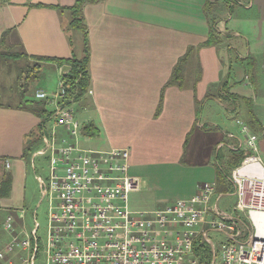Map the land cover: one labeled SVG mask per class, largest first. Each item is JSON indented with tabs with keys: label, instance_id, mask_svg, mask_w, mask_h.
<instances>
[{
	"label": "crops",
	"instance_id": "0c3cea01",
	"mask_svg": "<svg viewBox=\"0 0 264 264\" xmlns=\"http://www.w3.org/2000/svg\"><path fill=\"white\" fill-rule=\"evenodd\" d=\"M75 2L0 0V49L17 45L20 51H9L11 58L35 61V68L40 67L39 63L54 67L48 74L52 84L46 90L38 88L30 99L13 106L0 105V182L6 177L5 171L17 167L0 206L18 188L14 180H18L19 170L26 168L27 159L33 165L36 158L43 157L49 164L48 154L39 152L45 150L42 138L51 137L53 131L58 145L66 139L80 151L126 149L129 175L139 179L138 184L143 186L149 182L158 189L164 188L168 196L152 202L133 199L129 205L132 212L158 211L176 201L193 198L204 183L216 184L218 169L227 167L232 146L241 143L239 150H245V140L239 135L241 126L246 125L258 134L264 125V0L85 3L82 14L87 27L90 82L87 93L78 99L87 103L81 106L85 112L79 121L82 128L73 136L61 127L55 128L48 116L43 118L40 111L34 113L31 108L40 101L35 99L36 91L47 95L56 91L61 66L65 65L39 58L68 60L72 55L81 56V35L68 30L70 15L61 10ZM211 26L219 43L202 47ZM191 46L196 50L186 66L184 88L165 87L174 65ZM198 67L200 75L194 82ZM199 102H203L201 111ZM44 103L51 112L52 107ZM209 103L213 105L212 111L223 108L234 120L228 129H221L223 135L205 136L201 132L207 125H217L210 119L211 113L206 112ZM42 122L40 140L26 150ZM87 124L95 128L93 136L84 133ZM192 138L195 141L189 148ZM258 146L260 156L264 153L262 139ZM221 150V160L217 156L214 160L213 152ZM186 152H193L191 158L199 152L204 157L186 163ZM204 152L209 154L205 156ZM227 192L216 191L212 204L218 207L220 197ZM233 210L220 211L234 215ZM10 214L15 219L14 233H27L22 222L24 210Z\"/></svg>",
	"mask_w": 264,
	"mask_h": 264
},
{
	"label": "built area",
	"instance_id": "2783aa9c",
	"mask_svg": "<svg viewBox=\"0 0 264 264\" xmlns=\"http://www.w3.org/2000/svg\"><path fill=\"white\" fill-rule=\"evenodd\" d=\"M34 96L52 107L48 118L55 128L73 136L80 132L81 124L68 109L72 100L66 96L64 77L52 95L36 91ZM239 133L247 156L229 176L234 215L212 204L215 183H204L193 198L161 210L132 212L128 194L138 190V180L128 174L126 149L80 151L66 139L58 145L54 131L44 136L45 150L39 154H48L50 165L48 184L41 186L49 199L46 264H264V166L258 146L259 139L264 141V125L258 134L246 125ZM240 148L241 143L231 149ZM14 222L13 215L6 216L4 229L12 241L5 251H27L20 264H34L36 229L30 231L31 239L23 232L25 238L18 240ZM212 232L225 238L218 254ZM203 248L208 258L200 253ZM5 259L0 252V260Z\"/></svg>",
	"mask_w": 264,
	"mask_h": 264
},
{
	"label": "rangeland",
	"instance_id": "374dc122",
	"mask_svg": "<svg viewBox=\"0 0 264 264\" xmlns=\"http://www.w3.org/2000/svg\"><path fill=\"white\" fill-rule=\"evenodd\" d=\"M230 1V0H228ZM230 9V6L227 8ZM12 49L5 48L0 49V54H5V56L0 55V104L6 106H13L23 101L25 99L31 98V93L36 89L42 88L47 89L48 85L52 82L48 78L49 72L54 70L45 63H39V68H35V61H28L27 59H13L9 56L10 52H19L20 49L17 45L11 46ZM7 55V56H6ZM68 66V65H65ZM62 67V66H61ZM201 99V98H200ZM79 101V102H78ZM44 101H38L36 104L43 105ZM78 102V103H77ZM87 100L81 99L77 101H72L68 109L72 110L75 120L79 122L84 116L85 112L81 109V106H85ZM203 102H199V111L202 110ZM212 103H209L206 107V112L211 113L209 115L212 121H215L217 125H207L203 131H201L205 136L215 134L223 135L222 130L228 129L230 122H233V118L230 113L225 109L220 108L218 110L212 111ZM48 108V107H47ZM50 111V108H48ZM217 109V107H215ZM82 110V111H81ZM83 112V114H81ZM78 118L76 119V117ZM227 121L228 123L224 124ZM219 123V124H218ZM235 123V122H234ZM233 123V124H234ZM50 125V123H49ZM79 135V134H78ZM240 135V133H239ZM194 138V136H193ZM190 140L189 148L195 140ZM193 152H186L184 161L187 163L189 159H194L195 161H201L203 159V154L201 152L197 153L196 158H191ZM205 156L209 152H204ZM215 153L213 159L216 156L220 161L223 155V151L213 152ZM238 154H235L234 158ZM261 162L264 166V153L260 155ZM29 159L25 161L26 168L24 171L19 170L18 180H14V183L18 185V188H14L9 198L3 200V205L0 206V252L3 253L5 260H0V264H8L9 261L12 263L20 264L22 259L28 257V252L20 248H15L13 252L5 251V244L12 241V234L8 233L4 229V221L7 215L15 210L22 209L25 214L23 219L24 228L27 231V237L31 239L29 232L34 228L36 229V237L38 239V252L34 259V264H46L47 262V225H48V212H49V199L44 198L42 194L41 186H46L49 180V164L43 157H38L34 160L33 165L29 164ZM226 173H230L233 169L223 168ZM6 179L12 186V176L17 174V167L13 166L11 170L5 171ZM129 174V173H128ZM138 183L140 182L139 179ZM160 189V190H159ZM156 188L152 183L147 182L144 186L140 183L138 184V191L142 193H137V190L130 192L128 194V206L133 203V199L137 201V198H141L145 201L152 202L155 198H161L162 196H168L165 194L164 188L159 186ZM228 195L222 196L219 199L218 207L221 211L231 212L233 207H235L236 200L233 196V187L228 188ZM219 196V195H218ZM132 198V199H131ZM55 203V202H54ZM172 203V202H171ZM12 215V214H10ZM36 224V226H35ZM20 229V228H19ZM19 235L18 240L25 238ZM209 237L214 242V250L216 254L219 253L220 245L225 240L224 236L218 232L209 233ZM34 245V244H33ZM30 251V250H29Z\"/></svg>",
	"mask_w": 264,
	"mask_h": 264
},
{
	"label": "trees",
	"instance_id": "16d2710c",
	"mask_svg": "<svg viewBox=\"0 0 264 264\" xmlns=\"http://www.w3.org/2000/svg\"><path fill=\"white\" fill-rule=\"evenodd\" d=\"M103 0H76L73 6L68 7V8H61V10H65L69 13L70 15V20L68 22V30L71 32H79L81 35V40H82V53L81 56H76L72 55L71 58L68 60H57V59H50V58H39L40 60H45V61H51L55 62L58 65H68L70 67V70L68 71L67 75L64 77L65 80V88H66V96L68 99H71L72 101H76L80 98H82L88 90L89 87V72H88V63H89V44H88V38H87V27L84 23V18L82 14V6L85 3H98ZM59 9V8H57ZM219 43V36L216 34V31L214 27L211 26L210 32L208 35L207 40L202 44V47H211L215 46L216 44ZM72 44V40H71ZM196 50L194 47H189L185 54L181 56L176 64L173 67V70L171 72V75L168 79V81L165 84V87L169 86H175L177 88H184V83H185V77H186V69H187V64L189 62V59L193 52ZM200 75V69L198 67L196 77L194 78V82L198 80ZM164 87V88H165ZM223 92L221 91L222 95H220L218 98H222ZM162 97V96H161ZM211 97V96H207ZM43 105H38L35 104L33 105L32 103L30 105L32 106V112L37 113L40 111L41 116L44 118L45 116L50 115V111L47 108V105L42 102ZM1 105V104H0ZM161 108V99L158 104L157 112L160 111ZM30 110V109H29ZM31 111V110H30ZM43 125V122L38 129V133L36 135V138L27 143L25 146V149L27 150L31 145L35 142H38L40 140V137L42 136L41 134V127ZM83 131L87 136H93L96 133L95 128L87 124L83 127ZM229 155L227 157V169H234L237 168L241 165L243 159L247 156V152L244 150H236V151H229ZM235 154H238L235 158ZM231 187V184L229 182V173H226L224 169H218L217 172V178H216V191L217 193H225L228 191V188ZM9 191V181L5 178L2 179L0 182V199L4 196ZM203 254V257L208 258V250L206 248L201 249Z\"/></svg>",
	"mask_w": 264,
	"mask_h": 264
},
{
	"label": "water",
	"instance_id": "95a60500",
	"mask_svg": "<svg viewBox=\"0 0 264 264\" xmlns=\"http://www.w3.org/2000/svg\"><path fill=\"white\" fill-rule=\"evenodd\" d=\"M70 70V67L69 66H62V68L60 69V75L62 77H65L68 73V71ZM59 102L61 101V99L58 100Z\"/></svg>",
	"mask_w": 264,
	"mask_h": 264
}]
</instances>
